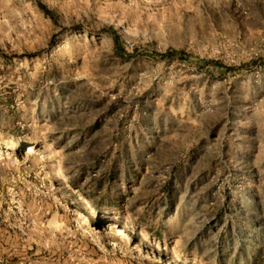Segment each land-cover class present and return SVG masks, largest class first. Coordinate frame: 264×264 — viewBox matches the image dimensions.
Segmentation results:
<instances>
[{
    "label": "rangeland",
    "instance_id": "rangeland-1",
    "mask_svg": "<svg viewBox=\"0 0 264 264\" xmlns=\"http://www.w3.org/2000/svg\"><path fill=\"white\" fill-rule=\"evenodd\" d=\"M0 264H264V0H0Z\"/></svg>",
    "mask_w": 264,
    "mask_h": 264
},
{
    "label": "trees",
    "instance_id": "trees-1",
    "mask_svg": "<svg viewBox=\"0 0 264 264\" xmlns=\"http://www.w3.org/2000/svg\"><path fill=\"white\" fill-rule=\"evenodd\" d=\"M41 7L43 8V10H44L46 13L51 14L50 10H48L45 6L42 5Z\"/></svg>",
    "mask_w": 264,
    "mask_h": 264
},
{
    "label": "bare ground",
    "instance_id": "bare-ground-1",
    "mask_svg": "<svg viewBox=\"0 0 264 264\" xmlns=\"http://www.w3.org/2000/svg\"><path fill=\"white\" fill-rule=\"evenodd\" d=\"M30 150V149H29ZM80 217V216H79ZM112 226V225H111Z\"/></svg>",
    "mask_w": 264,
    "mask_h": 264
}]
</instances>
